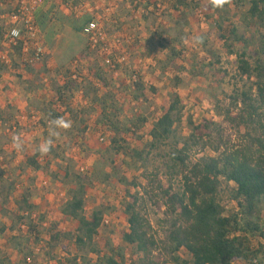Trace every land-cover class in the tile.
<instances>
[{"label": "rangeland", "instance_id": "1", "mask_svg": "<svg viewBox=\"0 0 264 264\" xmlns=\"http://www.w3.org/2000/svg\"><path fill=\"white\" fill-rule=\"evenodd\" d=\"M88 1L99 9L95 14L105 31V45L112 49L111 55L118 58L122 55L126 56V61L118 66L115 74H110L113 79L112 92L120 94L123 105V109L121 105L116 107L118 111L116 115L124 124L131 120L138 121L139 115L146 119L145 123L139 128L136 136L132 134L127 136L128 149H120L121 144L120 147H115L119 150L118 153L109 151L113 133L98 122L103 111L101 106L97 105L93 110L81 106V95L76 92L77 94L70 96V102L78 111V121L76 123L72 120L71 128L62 131L65 136H62L64 139L59 142L63 147L61 148L63 158L59 162L54 161L50 170L44 175L24 167L23 150L36 149L45 141V130L40 121L44 108L54 103L53 97L56 93L53 94L52 90L57 89L60 84L56 70L61 71L62 76H66V73L78 68L84 70L87 76L88 69L96 62L99 61L101 67H105V54L101 51L89 59H82L90 43L81 33L82 25L88 15L81 17L82 14L79 13L80 17H77L63 0H55L54 6L53 3H49L45 11L40 12L39 21L46 56L49 55V69L53 70L54 74L48 76L45 70H40L42 67L35 68V74L32 72L34 67L24 68L22 73L16 69L18 66L1 68L0 111L3 113V119H0V151L3 154L0 157V175L5 184L13 187L8 194L11 201L16 203L26 195L34 207L35 214L33 216L30 214L31 217L23 225L10 213L2 214V209L6 206L2 205L0 200V262L61 264L68 263L77 256H85L88 262L97 261L96 255L87 256L86 252H80L76 244L69 239L53 241V243L49 241V234L54 229L65 234L74 233L77 228V222L62 213L68 201V186L61 184L60 181L64 176L66 165H71L75 172L87 175L95 173L100 179L102 177V182L99 181L88 191L85 215L91 218L97 209L105 210L104 219L109 221V225L101 228L96 237V243L103 249L104 256L115 253L116 259L121 261L120 254H122L124 264H132L140 258L135 248L122 240V234L129 229L124 214L129 202L128 193L139 192L142 197V212L151 222L153 234L160 243V251L156 254L161 257L160 264H172L163 245L168 229L166 223L168 215L163 204L158 208L156 203L159 201L152 199L155 195H159L160 186L165 189L172 186L174 191L179 192L182 190L180 178L172 177L173 173L167 167L169 159L166 154L170 153L176 144L171 142V145L168 144L161 150L150 152L147 146L152 140L150 132L158 119L168 111L170 98L178 95L182 102V114L175 127V142L190 137L191 122L199 125L204 119H209L216 125L212 127V137L205 148L196 146L193 149L192 161L203 155H215L212 152L213 147L221 146L223 151L225 148L233 149L242 145L244 133L226 122L225 115L233 108L231 97L235 91H247L252 86L241 76L239 70L237 54L244 48L236 43L235 53H228L224 42L219 39L215 26L214 19L217 15L213 17L212 12L207 15L202 8L206 0H190L195 2L196 6L199 5V8L188 15L189 20L193 22L189 27L186 25L184 31L174 25L176 16L171 15L167 10L170 8L169 0H152L150 10L154 14L153 16L148 14V21L142 17L143 10L134 11L132 0H109L112 9L110 13L103 12L96 0ZM154 1L158 3L156 8L152 6ZM251 1L246 0L240 9L235 8V4H230L226 15L239 28L240 34H245L247 37L253 35L250 19H247ZM119 3L123 9L121 17L126 21L119 24L120 29H113L111 17L115 14ZM127 3L129 8H125ZM255 34L258 39L259 31ZM195 36L196 40L198 37L205 39L206 45H198ZM127 38L128 41H125ZM175 38L179 43L174 42ZM183 41L184 44L181 43ZM173 46L177 51L184 52V55L180 56L179 63L185 70L180 73L173 69L163 72L166 49L170 50L169 47ZM131 47H135L133 51H129ZM254 49L251 43L248 49L250 55L254 54ZM14 54L17 60L19 58L17 50ZM248 58L254 62L253 56ZM133 72H138L140 75L139 83L135 86L130 84ZM51 77L53 84L47 86L46 83L50 82ZM145 85L147 86L143 98L135 100L138 90ZM152 87L157 90V94H152L150 91ZM100 92L103 94L106 91L100 90ZM65 120L70 121L68 118ZM15 126L17 134L14 131ZM13 137H19L21 147L14 146ZM102 137H105L104 142L101 141ZM132 149L142 152L147 150L143 154L144 160L132 157L130 154ZM40 160L43 165H46V161H53L45 153ZM53 174H58L59 178L54 179ZM106 175H110L107 180H105ZM44 182H47L46 186ZM234 188V184L224 183L218 196L226 214L234 207L231 201ZM29 225L36 227V233L29 229ZM181 255L183 258H189L185 252ZM31 256L32 262L29 263L28 259Z\"/></svg>", "mask_w": 264, "mask_h": 264}, {"label": "trees", "instance_id": "2", "mask_svg": "<svg viewBox=\"0 0 264 264\" xmlns=\"http://www.w3.org/2000/svg\"><path fill=\"white\" fill-rule=\"evenodd\" d=\"M63 1L67 5L68 1ZM132 1L135 12L143 10L144 20L148 21V14L153 16L154 12L150 10L152 0ZM169 1L170 8L167 10L171 15L176 16L174 25L177 29L182 28L184 31L186 25L189 27L193 22L189 20L188 15L196 11L199 5L196 6V3L190 0ZM245 2L246 0H206L202 5L207 15L211 12L213 17L217 15V18L214 19L215 26L219 39L224 42L228 53H235L234 45L236 43L241 44L244 48L237 54L239 70L241 76L246 78L252 86L247 91H235L231 97L233 108L225 115L226 122L244 133L243 144L233 149L225 148L223 151L221 146L213 147L212 152L215 155H203L192 161L193 149L196 146L205 148L208 140L212 137V127L216 125L209 119H204L199 125L191 122L192 134L190 137L187 140L175 142V127L182 114V102L178 95H173L170 98L168 111L158 119L150 132L152 140L147 144L150 152L161 150L171 142L176 144L174 149L166 154L169 159L167 167L172 171V177L180 178L182 190L179 192L174 191L172 186L167 189L160 186L159 195H155L152 199L156 202L159 201L156 203L158 208L161 207L160 204H163L168 215L166 221L168 229L163 245L169 256V262L172 264H264V0L250 2L247 12V19H250L249 24L253 33L250 37L240 34L239 28L226 17L230 4L233 3L235 8L240 9ZM78 3L79 1H76V4ZM157 5L158 3L154 1L152 6L156 8ZM158 8L160 10V7ZM91 20L92 18L88 16L82 25L81 33L83 27ZM111 22L113 29H120L119 23H116L114 27V21L111 20ZM256 31H259L258 39ZM196 41L198 45L207 43L201 37L196 40L195 36ZM174 42L179 43L177 38L174 39ZM181 43L184 44V41ZM251 43L255 48L252 55L248 51ZM104 45L105 43L101 44L98 49L92 50L91 44L88 43L82 57L83 60L89 59L104 49L101 51L105 54L104 68L98 61L88 69L87 76L86 73L84 74V70L78 68L75 71H69L66 76H62L61 71L56 70L60 84L57 89L52 90L53 94L56 93V96L53 97L54 103L51 105L52 107L49 105L50 107L44 108L40 121L45 130V140L52 139L50 150L46 156L52 158L53 161H46V165H43L40 159L44 153L39 151V147L31 150L24 149L22 162L24 167L44 175L46 171L50 170L54 161L59 162L63 158L61 154L63 147L59 141L64 139L62 136L65 135L62 131L66 130H59L58 137H50V121L62 117L77 123L78 111L70 102V96L74 93L81 95L83 100L80 102L81 106L87 109L92 108L93 110L97 105L101 106L103 111L98 122H101L107 130L113 133L108 150L118 153L119 150L115 147H120L121 144L120 149H128L129 138L127 136H131V134L136 136L146 119L137 115L138 121L131 120L124 124L116 115L118 112L116 107L121 105L123 109V105L120 94L112 92L113 79L107 70L106 63L107 59L113 62L116 57L111 55L112 49L107 44V47ZM134 48L131 47L129 51H133ZM169 48L170 50L166 49L163 72L173 69L180 73L185 70L184 66L179 63L180 56H183L184 52L177 51L174 46ZM17 52L20 53V50L18 49ZM249 56H253L254 62L249 60ZM48 57L49 55L45 56L44 61L35 66L32 72L34 73L36 69L42 67L40 70H45L44 72L48 73V76L54 74L53 70L49 69ZM77 64L79 65V63ZM118 66L119 64H116L114 71L118 70ZM1 68L0 76L2 75ZM74 74H77L76 78ZM52 81L51 77L50 82L46 83L47 86L53 84ZM146 86H142L138 90L135 100L143 98ZM100 90L106 92L102 94ZM150 91L152 94H157V90L153 87L150 88ZM0 119H3L1 111ZM82 122L85 123V121ZM14 131L17 134L16 126ZM146 151L132 149L130 154L143 161V154ZM2 154L3 152L0 151V157ZM149 155L150 153H148ZM53 177L54 179L59 178L58 174H53ZM108 178L110 175H106L105 180ZM99 181L102 182V177L100 179L98 174L78 173L71 165H66L60 183L68 186V201L62 209V213L64 216L74 219L77 222V228L74 233L65 234L54 229L49 234V241L53 243V241L69 239L76 244L80 252H86L87 256L89 254L96 255L97 261L92 263L88 262L85 256H77L68 263L61 264H124L125 262L122 254H120L121 261L116 259L115 253L111 256H104L103 249L96 243V237L101 228L105 226L103 224L105 210L97 209L91 218L85 215L88 191L94 188ZM224 183L235 185L231 201H234L236 205L228 214L225 213L218 198ZM11 190H13L12 185L5 184L0 175V200L2 205L6 206L2 209V214L10 213L24 225L26 220L31 217L30 214L32 216L35 214L34 207L26 195L16 203L12 202L8 195ZM128 196L129 202L125 207L124 214L129 229L122 234V240L133 246L140 256L132 264H160L161 257L159 254L156 255L160 251V243L153 234L151 222L142 212V197L139 192L128 193ZM29 229L36 233L35 226L29 225ZM182 252L188 254L189 258H183ZM0 264H6V262L1 261Z\"/></svg>", "mask_w": 264, "mask_h": 264}, {"label": "built area", "instance_id": "3", "mask_svg": "<svg viewBox=\"0 0 264 264\" xmlns=\"http://www.w3.org/2000/svg\"><path fill=\"white\" fill-rule=\"evenodd\" d=\"M55 0H0V67L14 66L16 62V69L22 73L24 68H33L44 61L46 49L44 45V37L41 30V23L39 15L41 11L49 6V3L54 6ZM67 7L72 13L88 15L92 20L83 27L82 35L89 39L92 50L105 43L106 34L101 26V23L96 16L98 7L91 5L88 0H67ZM76 1H79L76 4ZM51 5V6H52ZM112 12L110 7H107L105 13ZM114 16L112 15L111 20ZM116 23V21H114ZM108 46V45H107ZM104 45V47H107ZM20 50L19 58L15 60V50ZM104 50V49H102ZM101 50V51H102ZM108 50V49H107ZM15 60V62L13 61ZM126 61V56L122 55L120 58L116 57L112 62L110 59L106 60L108 65L107 70L115 74L116 64L122 65ZM77 65V63H76ZM77 77V74H74ZM140 75L138 72H133L130 77V84L135 86L139 83ZM105 141V137L101 138ZM84 172V171H83ZM45 186L47 182L43 183ZM232 205L236 203L232 201ZM105 226L109 225V221L104 219ZM31 263V258L28 259Z\"/></svg>", "mask_w": 264, "mask_h": 264}, {"label": "clouds", "instance_id": "4", "mask_svg": "<svg viewBox=\"0 0 264 264\" xmlns=\"http://www.w3.org/2000/svg\"><path fill=\"white\" fill-rule=\"evenodd\" d=\"M71 121H66L64 118H56L50 121V129L49 136L50 137H58L59 130H67L71 128ZM14 146L19 148L21 147V142L19 137H13ZM52 144V139L45 140L40 146L39 151L41 153H48L50 150V146Z\"/></svg>", "mask_w": 264, "mask_h": 264}, {"label": "crops", "instance_id": "5", "mask_svg": "<svg viewBox=\"0 0 264 264\" xmlns=\"http://www.w3.org/2000/svg\"><path fill=\"white\" fill-rule=\"evenodd\" d=\"M97 2H99V4L101 5V10L103 11V12H105V10H106V8L107 7H110L111 5H110V3H109V0H96ZM116 4V3H115ZM129 3H127L126 4V6H125V8L127 7V8H129ZM111 8V7H110ZM121 12H123V9H122V7L120 6V3L118 4V7H117V9H116V12H115V14H113V16H114V18H113V20L112 21H116V23H123L124 21H126V19H123L122 17H121ZM116 23H113V24H115L116 25ZM118 24V26H120ZM122 27V26H121ZM51 59H52V57H51ZM50 59V60H51ZM53 92V91H52ZM51 93V92H50ZM61 110V109H60ZM66 118V117H65Z\"/></svg>", "mask_w": 264, "mask_h": 264}]
</instances>
